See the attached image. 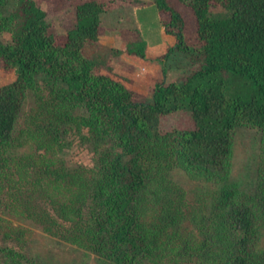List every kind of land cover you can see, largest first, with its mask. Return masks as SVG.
I'll return each instance as SVG.
<instances>
[{
    "label": "trees",
    "instance_id": "1",
    "mask_svg": "<svg viewBox=\"0 0 264 264\" xmlns=\"http://www.w3.org/2000/svg\"><path fill=\"white\" fill-rule=\"evenodd\" d=\"M65 1L71 4L74 22L58 38L50 32L48 13L39 0H17L7 15L1 10L8 0H0V68L17 74L0 85V151L14 140L28 90L41 80L49 89L44 102L55 121L83 125L95 143L110 141L112 147L100 151L96 168L58 175L75 186V196L57 202L54 213L41 209L35 215L46 230L97 251L110 264H138L164 254L160 231L146 227L138 209L147 185L164 179L159 168L169 153L197 176L224 179L230 173L235 127L256 126L264 133V0H155L168 17V30L177 37L162 60L184 51L189 72L158 82L147 100L139 99L125 78L110 68L102 71L98 59L83 53L88 40L99 38L106 1ZM214 3L227 12L215 13ZM182 5L195 15L193 45L184 35ZM5 31L12 33L9 42ZM145 48L146 42L139 39L127 50L144 57ZM76 108L86 114H75ZM181 110L189 112V126L163 124L165 116ZM173 141L177 146L169 151ZM147 160L156 162V172L146 168ZM237 194L236 188L222 190L221 205H230L222 230H217L216 239L193 241L194 252L186 249V254L202 258L209 249L212 264H264L256 252L259 215L247 202L232 204ZM27 261L23 253L0 243V264Z\"/></svg>",
    "mask_w": 264,
    "mask_h": 264
},
{
    "label": "rangeland",
    "instance_id": "2",
    "mask_svg": "<svg viewBox=\"0 0 264 264\" xmlns=\"http://www.w3.org/2000/svg\"><path fill=\"white\" fill-rule=\"evenodd\" d=\"M105 1L111 8L102 14L104 20L121 26H134V15L127 8L126 0ZM39 2L48 13L50 32L58 38L64 36L74 22L70 2ZM16 4L17 0H8L2 7V15L11 13ZM212 10L215 13L227 12L215 3ZM179 11L185 19L186 41L196 44L197 24L193 10L182 5ZM166 20L165 14L160 22L165 23ZM165 28L168 30L169 27L165 24ZM3 35L9 42L12 33L5 31ZM186 64L187 55L181 50L162 60L168 80L186 75L189 72ZM16 77L14 69L0 68V85ZM49 97V89L41 80L29 88L14 140L0 151V243L23 253L28 260L24 264H110L97 251L46 230L35 215L41 209L54 213L57 202L67 203L75 196V186L58 175L81 167L96 168L100 151L112 147L110 141L95 143L89 129L83 125L79 126L74 121H55L45 106L44 101ZM74 113L83 115L86 111L76 108ZM163 124L187 127L191 124V117L187 110H181L165 116ZM232 137L230 173L224 179L197 176L174 154L169 153V157L164 159L159 168L164 179L158 180V184L153 180L147 185L144 200L139 195L138 212L146 227L158 228L159 244L165 250L164 254L143 258L138 264H212L208 260L209 249L200 258L197 254H190L194 252L190 247L195 246L193 241L216 239L213 236L217 235L218 229L222 230L224 215L230 208V205L222 206L220 203L225 187L238 191L232 204L247 202L257 210L256 252L264 263V133L256 126L242 124L235 127ZM175 145L176 141L171 142L168 150ZM144 164L150 172L158 170L156 162L147 160ZM56 219L61 226L69 224L63 218ZM186 249L190 253L186 254Z\"/></svg>",
    "mask_w": 264,
    "mask_h": 264
},
{
    "label": "crops",
    "instance_id": "3",
    "mask_svg": "<svg viewBox=\"0 0 264 264\" xmlns=\"http://www.w3.org/2000/svg\"><path fill=\"white\" fill-rule=\"evenodd\" d=\"M127 8L134 15V26H121L101 18L97 40H88L83 53L99 60L102 71L126 79L139 99H149L158 82L168 79L167 69L162 65L164 57L177 44L174 33L160 22L165 18L155 0H126ZM111 8L108 4L107 10ZM105 11V12H106ZM104 12V13H105ZM139 39L146 42L145 56L131 54L128 45ZM172 73V77H174Z\"/></svg>",
    "mask_w": 264,
    "mask_h": 264
}]
</instances>
